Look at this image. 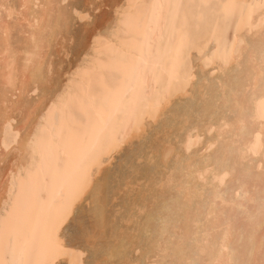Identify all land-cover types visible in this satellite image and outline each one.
<instances>
[{"label": "bare ground", "instance_id": "obj_1", "mask_svg": "<svg viewBox=\"0 0 264 264\" xmlns=\"http://www.w3.org/2000/svg\"><path fill=\"white\" fill-rule=\"evenodd\" d=\"M64 1L0 0V264H84L85 246L69 244L63 227L86 193L92 227L84 242H99L91 251L98 264H133L134 257L123 259L131 248L142 253L140 264H264V0L252 5L228 40L222 25L253 0H113L107 33L93 30L83 57L59 82L62 61L52 54L58 46L56 53L68 55L61 34L70 19ZM211 9L219 23L209 18ZM14 14L19 17L10 24ZM122 22L129 27L126 42L118 41ZM103 43L120 51L110 59L117 86L93 96L86 75L97 67L90 56ZM75 80L79 105L87 102L89 112L84 131L68 129L62 142L46 112L54 105L50 115L58 123L59 103L66 106L64 95ZM30 92H37L33 101L23 97ZM147 121L165 122L166 141L175 136L162 147L173 161L147 156L167 167L155 180L162 196L131 203L137 211L127 217L137 220L140 233L106 237L117 218L108 219L106 179L95 173L143 135ZM40 124L49 130L44 143L36 135ZM8 128L15 134L7 142ZM69 153L73 161L48 183L44 154ZM24 173L30 182L19 188Z\"/></svg>", "mask_w": 264, "mask_h": 264}, {"label": "rangeland", "instance_id": "obj_2", "mask_svg": "<svg viewBox=\"0 0 264 264\" xmlns=\"http://www.w3.org/2000/svg\"><path fill=\"white\" fill-rule=\"evenodd\" d=\"M17 1L18 0H8V2H10L12 5L16 4ZM116 1L121 2V0H116ZM257 1L259 0H253L251 4L248 6V8L240 12L239 15L236 16L233 20L228 21L227 23L222 25L221 28L223 31H225L227 40L231 36V31L235 28L236 25L239 24L241 19H243L246 13L251 9L252 5H254ZM112 2L113 0L111 1L110 0H65L62 3V6L66 8V11H69L68 13L70 19H67V22L64 25L65 28L63 27L61 33L63 38L65 37L62 42L64 44L63 45L64 48H66V51L68 52V55L65 56L62 53L63 51H61L60 53L57 52L58 53L57 54L55 50L59 48L58 46L53 48V54H52L53 60L57 62L62 61L60 68V70L62 71L61 74L59 73L60 74L59 79L61 78L62 80H60L59 82L62 81L65 82L67 80L71 68L74 67V65L72 64H75L76 61L80 60L81 57H83L82 55L84 53L82 50L84 49V45L86 46L87 45L86 43L90 42V37L92 35L93 30H97V32L100 35H102L103 33H107L106 31H108L109 25L113 21L112 20L113 13L111 14L112 8L110 5V3L112 4ZM71 8L76 9V11L78 12H82L81 14H86L84 16L86 18L80 19L76 13L73 12L70 13ZM37 9L38 6H35L34 10L38 11ZM209 12L210 13L208 16L211 19V21H213L214 23L215 22L219 23L220 20L218 13L213 9H211ZM18 15L19 14H14L12 18L8 19L9 23L10 24L16 23L19 17ZM124 15L126 16V13H124ZM122 19L123 18H121V20ZM106 21L108 23L107 26L105 23ZM128 31H129L128 25L124 24L123 22L120 23L117 30L118 41L126 42L129 36ZM15 32L18 33L16 29H13L11 32V40L12 42L14 41L13 43H15V40L18 38L16 37L17 34ZM100 35H98V37H101ZM100 40H102L103 42V38H101ZM210 44H209L210 46L209 48H211L212 46V44L211 45ZM119 53L120 51L117 50L116 48L111 47V44L103 43L102 48L98 54L94 56L92 55L87 56V57L90 56L93 59L95 58L97 59V67L89 69L88 75H86V77L90 80V84L93 89L92 93L94 94L93 96L99 94V92L104 91L105 90L104 87H106V89L108 90L117 86L115 80L117 79L118 70L110 65L111 64L110 62L114 61L110 59H114L115 57H117L118 59L120 57ZM195 54H196L195 51L191 52L192 55L191 57L193 58L191 57L190 58L193 62L196 60ZM101 63L105 65L102 64L101 66ZM196 70L198 71L197 68ZM74 83H75L74 84L75 87H73L71 90H69L67 94L64 95L67 103L66 106L63 107L62 106L63 103L61 102L59 103L61 113L59 115L58 123L54 124L53 122L54 119L50 115L51 111L54 108V105H51L49 110H47L46 112V115H48L49 126L51 125V128L54 129V132L59 133V137L62 142H67L66 135L69 133L68 129H75V131L78 132L77 134L84 131L85 127L83 122L85 120V112H89V106L87 105V102H85L86 104L82 105V107L81 105H79L78 98L76 95H78L77 92L80 91V85L77 80H75ZM193 86H196L195 83H193L191 87L193 88V90L196 89V87ZM23 97H25V99L29 98V100L31 99V101H33L35 100L34 98H37V92L35 93L30 92V94L27 93V96L26 94H24ZM80 97H82L84 101L87 99L85 96H80ZM95 103L97 104V107H104V104H102V102L99 101V99H95ZM12 122L14 123V125L12 124L13 127L17 124V119L16 120L13 119ZM164 126H165V122L163 121L160 123L159 122L152 123L147 121L144 126L147 130L143 134L144 136L141 135L137 139L134 138L131 140L130 144L121 146L122 148H120V150L118 151L119 153L116 152L113 154L114 155L113 160L111 157L108 161H105L104 164L101 166L100 168L101 170L99 171V173L101 172V174L95 173L94 177L98 179L100 177L99 179L100 181L102 180L104 181L106 179V181L103 184L106 183L105 186L107 187L103 185L104 188L103 192H105L104 194L108 196V203L106 208L108 219L110 220L112 218H117V221L113 223L115 227L113 230L111 229L113 228L111 222L109 223V226L105 228L106 237H109L111 233H117L123 236L126 234L127 231L128 232L132 231V233L136 231V233H140L139 231L140 228L139 226H137L138 225L136 222L137 220L135 221V218H133L134 216L133 217L130 216L131 219L133 218L134 220L133 222H130L129 218L127 217V215L129 214V210L131 214L134 213V210L137 211V208L132 209L131 203L135 200H141V199L145 200L153 196L154 198L157 196L159 197L162 196L161 188H159L157 183L155 184V180H157L160 176H162L164 172L166 173L167 167L159 168L157 161L155 159L154 160L151 159V161H149L147 156H150L152 158L157 154L158 155L162 154L160 155L162 161L163 160L164 162L173 161L174 158L170 154V151L163 148H165V145L170 146L172 143H174L175 136L170 135L169 137L170 139L166 141L165 139L167 138V136H165L164 133L166 132L164 130L165 129ZM46 128L48 127L45 124H40L38 126V130L36 133L37 138H39L42 141V143L47 141L49 137V130ZM8 129H6V135H5L6 136L5 139L7 142L9 140H12L15 134V131L10 132L11 128L9 130ZM156 143H160V144L158 146H155ZM149 146L153 148H149ZM92 153H93L92 151L88 152L86 154V157L89 158ZM52 154L53 153L51 152V155ZM44 155L46 158V168H47L46 173L49 178L48 183L52 181V178L57 173L59 174L63 172L66 163L73 161V156L70 153L68 154V156L64 158L62 157L60 158L57 155H55L52 158L48 157L46 154ZM137 156H140V159H137L138 158ZM30 178L28 174L25 173L21 174L18 179L19 188H21L22 183L24 186L28 185V182H30L29 181ZM43 189L44 190H41L42 198H44L45 195L47 194L48 187L47 189L46 188ZM87 195L88 193H86L83 196L80 203L75 207L74 215H72L70 217V220L66 222V224L63 227V231H64V235H66L65 236L66 241H68L69 244L71 243L75 244V245L72 244L73 247L75 246L74 248H79L77 247V244L79 246L82 245L85 246L86 248L84 250L85 253L82 255L84 264H98V262H96L95 260L98 256H96L94 252L91 251L94 250V248L96 249L99 247L98 245L99 242L92 247L88 246L87 243L84 242V234L89 233L92 227L91 213H89L91 205L89 203V199H87L89 195L88 196ZM124 253H125L123 257L124 260H127L129 258L128 256H131L134 257L133 264H140L142 253L140 254L139 251L137 250L133 251V248L126 249ZM65 262H66L65 259H61L60 261H58L59 264H67V262L66 263ZM126 264H132V263L127 262Z\"/></svg>", "mask_w": 264, "mask_h": 264}]
</instances>
